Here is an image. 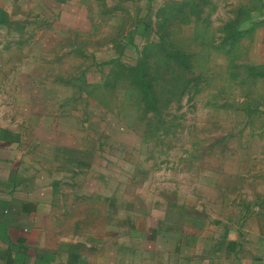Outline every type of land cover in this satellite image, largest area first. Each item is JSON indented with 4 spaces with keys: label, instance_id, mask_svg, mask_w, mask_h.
Wrapping results in <instances>:
<instances>
[{
    "label": "rangeland",
    "instance_id": "obj_1",
    "mask_svg": "<svg viewBox=\"0 0 264 264\" xmlns=\"http://www.w3.org/2000/svg\"><path fill=\"white\" fill-rule=\"evenodd\" d=\"M58 7L3 34L0 92L27 158L62 176L87 218L97 191L101 218L110 198L162 213L205 200L264 253V0ZM33 68L34 84H7Z\"/></svg>",
    "mask_w": 264,
    "mask_h": 264
},
{
    "label": "crops",
    "instance_id": "obj_2",
    "mask_svg": "<svg viewBox=\"0 0 264 264\" xmlns=\"http://www.w3.org/2000/svg\"><path fill=\"white\" fill-rule=\"evenodd\" d=\"M61 3L0 0L1 52L7 39L3 34L20 21L33 20L36 6L42 4L44 13L51 14ZM34 68L23 76L11 75L7 84H34ZM49 93L28 90L23 96L27 101L36 96L49 100ZM7 98L1 90L0 264H264L253 236L242 237L241 227L224 216L216 223L205 200L189 199L181 205L173 198L171 204L159 203L168 208L162 213L147 199L128 197L122 203L110 198L101 218L97 191L96 203L91 197L90 217L79 214L81 200H67L62 176L36 167L24 154L21 129L8 120L13 108L5 104ZM42 111L52 115V108ZM65 112L59 116L66 117Z\"/></svg>",
    "mask_w": 264,
    "mask_h": 264
}]
</instances>
